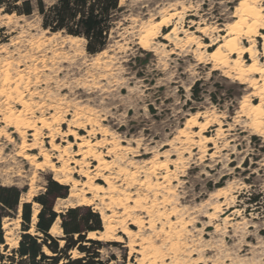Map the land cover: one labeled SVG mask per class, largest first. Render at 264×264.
Segmentation results:
<instances>
[{
  "label": "rangeland",
  "instance_id": "obj_1",
  "mask_svg": "<svg viewBox=\"0 0 264 264\" xmlns=\"http://www.w3.org/2000/svg\"><path fill=\"white\" fill-rule=\"evenodd\" d=\"M241 1L120 0L109 44L94 56L83 41L44 31L35 14L0 10V185L31 204L30 235L34 198L51 179L68 189L53 202L57 214L99 215L103 230L87 239L100 242L90 251L103 264H147L142 251L156 252V264H264V110L251 112L263 77H238L234 65L262 67L264 57L260 38L236 37ZM21 35L50 53L24 62ZM236 38L253 56L229 54L225 42ZM19 214L3 221V257L18 246ZM48 234L64 245L59 218Z\"/></svg>",
  "mask_w": 264,
  "mask_h": 264
},
{
  "label": "trees",
  "instance_id": "obj_2",
  "mask_svg": "<svg viewBox=\"0 0 264 264\" xmlns=\"http://www.w3.org/2000/svg\"><path fill=\"white\" fill-rule=\"evenodd\" d=\"M120 0H0V10L5 15L30 17L37 15L41 28L51 34H62L83 41L85 52L94 56L103 52L109 44ZM197 83L194 85V87ZM193 87V88H194ZM66 186L48 180L45 192L34 198L40 206L34 225L35 236L28 233L32 210L31 204L20 205L21 190L15 186L0 185V247L4 241L3 221L20 217V238L18 246L11 255H0V264H103L99 260L98 249L101 244L87 239L88 233L102 232L99 215L90 207H75L57 214L53 202L66 198ZM64 235V245L60 248L57 239L49 236L56 219ZM43 248L50 252L44 253ZM76 251L80 257L72 259L70 252Z\"/></svg>",
  "mask_w": 264,
  "mask_h": 264
},
{
  "label": "bare ground",
  "instance_id": "obj_3",
  "mask_svg": "<svg viewBox=\"0 0 264 264\" xmlns=\"http://www.w3.org/2000/svg\"><path fill=\"white\" fill-rule=\"evenodd\" d=\"M260 2H261V0H242L240 2L239 6H240V12L241 13H240L239 24H238V25H240V27H238L237 28L238 30L237 31L235 30V31L238 32L236 37H239L242 35L244 38L247 39L246 42H249V43L250 42L255 43L256 39L260 38L262 40V47H263L262 48V54L264 57V34L260 33L261 31L264 32V13H263L262 7L260 6V4H261ZM28 38L29 37L27 35H21L18 38H16L15 42H14V45L17 46V48L15 49L17 51V53L22 54L28 48L26 53H29V58L27 57V55L25 53H24V55H21L19 57L20 59H24V62L26 61V59H30V58L33 61H36L37 57H35V55H38L39 57H43L44 54L50 53L49 50L47 49L48 45L29 41ZM237 39H239V38H236L233 40L228 39V41L225 42V48H227L229 54L237 55L238 58L243 53L249 54L250 57L253 56L252 46L242 50L240 48V46H238L239 44L237 42L238 41ZM72 40H75V39H72ZM142 45L143 46L147 45L146 39L142 42ZM217 59H218L219 63L222 65H225L227 63V56L223 55V56L218 57ZM234 65L237 68L238 77H243L246 75H259V76L263 77V82L261 83V85L258 87H255V90L257 91V94L259 95V98L261 99V101L258 105H255L253 107V109L251 110V112L255 115H262L263 110H264V102L262 99V98H264V66H262V67L257 66V61L255 59L246 68H242L239 61H235ZM17 78H18V81L16 79L17 84H18V82H21L23 80L21 75L18 76ZM8 80H9V75L7 74L6 81L8 82ZM6 81H5V83H7ZM18 90H15V93L17 94L15 96H16L17 101L21 103L22 97H21V93ZM12 98H14V97H12ZM12 98H10V99H12ZM15 132H18V128H15ZM19 134H20V132H19ZM32 146H34V145L24 143V146L22 148H23V150L31 151V150H33ZM51 150L54 152H57L56 147H53ZM80 154L83 158L85 157L84 147H81V153ZM23 155L24 156L22 158L24 160H26L27 162H29V163L34 162V159H32V157H30L28 154L24 153ZM52 157L56 158L54 156H52ZM61 158H62L61 155H59L57 157L58 160H61ZM44 160L47 162V158H45ZM98 162L100 163V160H98ZM51 168H52V171H57L56 169H54L53 164L51 165ZM61 170L64 171V169H61ZM61 170L58 169V171H61ZM84 178L90 179V177L87 173L84 175ZM104 183L106 184V186H108L109 191L114 190V187L112 186L111 181L109 180L108 177H104ZM89 189H93V188L90 187ZM94 190L95 191H102L103 187L96 185ZM35 218H36V216H35ZM134 223L139 224V221L135 220ZM121 232H122V234H124L127 237L131 236V232L127 227H123L121 229ZM93 234L94 233H89V235H93ZM149 248H150V245L148 244L143 249L149 250ZM139 254L142 256V259L144 262H145V260L147 261V264H156V252H153L152 254H150L151 257L150 256L148 257V255H145L143 251L140 252Z\"/></svg>",
  "mask_w": 264,
  "mask_h": 264
},
{
  "label": "snow or ice",
  "instance_id": "obj_4",
  "mask_svg": "<svg viewBox=\"0 0 264 264\" xmlns=\"http://www.w3.org/2000/svg\"><path fill=\"white\" fill-rule=\"evenodd\" d=\"M161 247H162V245H161Z\"/></svg>",
  "mask_w": 264,
  "mask_h": 264
}]
</instances>
